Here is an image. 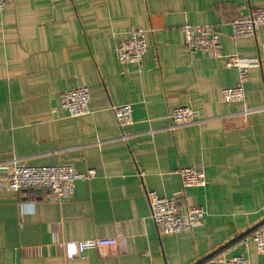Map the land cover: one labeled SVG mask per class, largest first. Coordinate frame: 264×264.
<instances>
[{"label": "crops", "instance_id": "1", "mask_svg": "<svg viewBox=\"0 0 264 264\" xmlns=\"http://www.w3.org/2000/svg\"><path fill=\"white\" fill-rule=\"evenodd\" d=\"M254 9L264 10V0H6L0 177L12 159L95 176L61 202L40 189L0 187V264H219L222 252L264 264L250 240L240 242L264 220V26L238 39L228 26ZM185 23L211 26L221 55L256 61L242 104L220 102L236 72L221 58L187 53ZM135 28L146 31L141 62L119 64L115 45ZM79 86L88 89L89 114L69 118L60 94ZM122 104L133 122L124 131L111 111ZM182 106L196 122L167 130L168 112ZM190 167L202 169L205 187L180 188L176 170ZM146 192L199 206L204 217L190 231L158 235ZM88 238L116 241L74 259L57 245Z\"/></svg>", "mask_w": 264, "mask_h": 264}, {"label": "built area", "instance_id": "2", "mask_svg": "<svg viewBox=\"0 0 264 264\" xmlns=\"http://www.w3.org/2000/svg\"><path fill=\"white\" fill-rule=\"evenodd\" d=\"M59 2L62 0H50ZM6 0H0V10ZM230 35L234 39L252 37L257 27L264 26V10L254 9L248 15L233 18L228 22ZM146 31L135 28L128 32L127 37L119 40L114 48L115 59L122 65L139 66L144 55ZM182 44L187 53H202L209 58L223 60L224 66L236 72V83L233 87L219 90V100L223 104L243 103V85L247 80V72L256 61L238 58L235 55L223 56L220 52L218 36L209 25L183 24L180 27ZM89 92L84 86L66 90L60 94L59 109L69 118L82 117L89 114ZM116 126L124 131L132 125L131 107L122 104L111 107ZM251 112L243 108L241 114ZM170 126L167 130L188 126L196 122L195 114L182 106L171 109L167 116ZM182 190L203 188L206 185L204 173L199 167L179 168L176 170ZM94 170L77 172L71 165H28L16 159L7 164V172L0 177V187L7 192L17 193L25 189H40L46 192L49 202H61L69 195L75 182L92 179ZM142 176V174H140ZM149 218L154 224L158 235L172 236L180 232L190 231L200 224L204 210L199 206L186 205L182 209L177 198H160L152 192L145 193ZM248 240L259 254L264 255V224L256 228L247 237L240 239L242 244ZM115 238H88L85 240L58 242L66 259L78 258L83 252L115 245ZM219 264H247L242 256L227 257L223 252L214 256Z\"/></svg>", "mask_w": 264, "mask_h": 264}, {"label": "water", "instance_id": "3", "mask_svg": "<svg viewBox=\"0 0 264 264\" xmlns=\"http://www.w3.org/2000/svg\"><path fill=\"white\" fill-rule=\"evenodd\" d=\"M264 223V220L259 222L256 226H254L253 228L249 229L247 232L249 231H253L254 229H256L257 227H259L260 225H262ZM207 259V258H206ZM205 258L203 260H201L200 262L204 261ZM200 262H197L196 264L200 263Z\"/></svg>", "mask_w": 264, "mask_h": 264}]
</instances>
